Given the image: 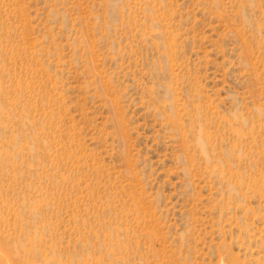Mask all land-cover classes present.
<instances>
[{
	"label": "rangeland",
	"instance_id": "1",
	"mask_svg": "<svg viewBox=\"0 0 264 264\" xmlns=\"http://www.w3.org/2000/svg\"><path fill=\"white\" fill-rule=\"evenodd\" d=\"M0 264H264V0H0Z\"/></svg>",
	"mask_w": 264,
	"mask_h": 264
}]
</instances>
